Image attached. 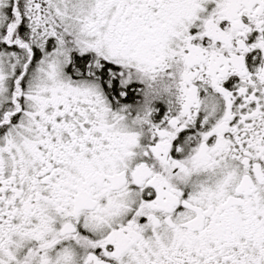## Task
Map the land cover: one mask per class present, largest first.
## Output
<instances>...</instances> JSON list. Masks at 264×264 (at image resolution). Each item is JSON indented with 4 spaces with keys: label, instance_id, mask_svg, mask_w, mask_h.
I'll return each mask as SVG.
<instances>
[{
    "label": "snow or ice",
    "instance_id": "snow-or-ice-1",
    "mask_svg": "<svg viewBox=\"0 0 264 264\" xmlns=\"http://www.w3.org/2000/svg\"><path fill=\"white\" fill-rule=\"evenodd\" d=\"M0 264H264V0H0Z\"/></svg>",
    "mask_w": 264,
    "mask_h": 264
}]
</instances>
